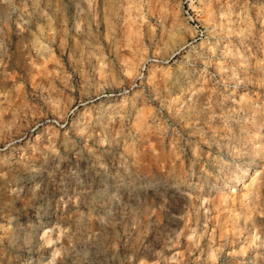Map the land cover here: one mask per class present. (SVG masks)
Masks as SVG:
<instances>
[{
    "label": "rangeland",
    "instance_id": "rangeland-1",
    "mask_svg": "<svg viewBox=\"0 0 264 264\" xmlns=\"http://www.w3.org/2000/svg\"><path fill=\"white\" fill-rule=\"evenodd\" d=\"M39 243L264 264V0H0V264Z\"/></svg>",
    "mask_w": 264,
    "mask_h": 264
},
{
    "label": "bare ground",
    "instance_id": "bare-ground-1",
    "mask_svg": "<svg viewBox=\"0 0 264 264\" xmlns=\"http://www.w3.org/2000/svg\"><path fill=\"white\" fill-rule=\"evenodd\" d=\"M245 173V172H244ZM244 173H242V174H244ZM241 176V175H240ZM243 176V175H242ZM242 178V177H241ZM50 239V238H49ZM42 245H44L43 243H41ZM40 243H39V245H40V247L42 246ZM42 248H44V253H47L48 255H49V260L46 262V263H44V264H49L53 259H54V256H55V253L54 252H51V251H49L48 249H47V246L46 245H44ZM39 249V248H38ZM38 249L35 251V254L36 253H38ZM30 260H31V262H30V264H39V258L38 257H31L30 258ZM53 262V261H52ZM51 262V263H52ZM50 263V264H51Z\"/></svg>",
    "mask_w": 264,
    "mask_h": 264
}]
</instances>
